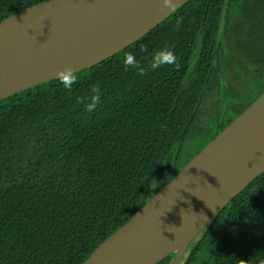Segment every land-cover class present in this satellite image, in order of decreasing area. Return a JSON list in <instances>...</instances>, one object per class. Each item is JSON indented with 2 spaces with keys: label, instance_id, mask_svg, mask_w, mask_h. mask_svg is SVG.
<instances>
[{
  "label": "trees",
  "instance_id": "trees-1",
  "mask_svg": "<svg viewBox=\"0 0 264 264\" xmlns=\"http://www.w3.org/2000/svg\"><path fill=\"white\" fill-rule=\"evenodd\" d=\"M45 1L0 0V22ZM247 2L189 0L76 73L71 91L51 80L0 100V264H82L264 91L263 9L249 13L258 50L240 68L243 81L256 78L234 86L221 67ZM163 48L177 63L153 68L151 54ZM126 53L142 61L145 75L125 69ZM96 85L103 95L89 114L80 100ZM180 264H264V172L199 233Z\"/></svg>",
  "mask_w": 264,
  "mask_h": 264
},
{
  "label": "water",
  "instance_id": "water-1",
  "mask_svg": "<svg viewBox=\"0 0 264 264\" xmlns=\"http://www.w3.org/2000/svg\"><path fill=\"white\" fill-rule=\"evenodd\" d=\"M162 0H48L0 22V100L108 59L166 20ZM264 172V91L82 264H180Z\"/></svg>",
  "mask_w": 264,
  "mask_h": 264
},
{
  "label": "clouds",
  "instance_id": "clouds-1",
  "mask_svg": "<svg viewBox=\"0 0 264 264\" xmlns=\"http://www.w3.org/2000/svg\"><path fill=\"white\" fill-rule=\"evenodd\" d=\"M178 0H162L161 11L168 9L170 11L174 10L177 5ZM182 21H177V27L180 26ZM142 52H147V48L142 47ZM151 63L153 68L161 67L165 64H176L177 57L175 53L168 49L163 48L157 50L151 54ZM126 70H135L139 75L143 76L146 74V69L142 65V61L139 60L134 53H126L123 61ZM57 77L60 84L64 89L71 91L73 86L78 82V76L72 68H65L57 72ZM103 92L99 85L93 86L90 89V95L87 97H82L80 103L84 107V111L89 114L94 113L101 103V97Z\"/></svg>",
  "mask_w": 264,
  "mask_h": 264
},
{
  "label": "rangeland",
  "instance_id": "rangeland-1",
  "mask_svg": "<svg viewBox=\"0 0 264 264\" xmlns=\"http://www.w3.org/2000/svg\"><path fill=\"white\" fill-rule=\"evenodd\" d=\"M253 21H256L255 18ZM242 30H243V25H242ZM239 39H235V40L231 39L228 42L227 47L225 49L223 48V50H222L227 55L228 58L223 63H221V67L227 68L230 70L232 80L231 79H228V80L231 82L230 84H233L234 86H238V85H240V83H241V85H246V84L252 82L256 78V75L252 74V75H250L249 78L244 79L246 81H243V79H241L242 78L241 74L244 72H241L240 69H237L239 66L237 63L242 64V63L246 62L247 61L245 59L246 55H247V57L248 56H254V52H256L257 51L256 49L258 48V43H256V40L258 39L257 35L254 34L252 36L253 42H245V41H242L243 40L242 38H241L242 40H239ZM230 50L233 52V54L230 53ZM242 59H244V61ZM229 60H231L232 62L229 65H227V67L223 66L224 63L228 64ZM234 71H236V74L237 73H239V74L236 76L233 75ZM203 112L208 114L209 108H205L203 110Z\"/></svg>",
  "mask_w": 264,
  "mask_h": 264
},
{
  "label": "flooded vegetation",
  "instance_id": "flooded-vegetation-1",
  "mask_svg": "<svg viewBox=\"0 0 264 264\" xmlns=\"http://www.w3.org/2000/svg\"><path fill=\"white\" fill-rule=\"evenodd\" d=\"M247 1H248L247 2L248 6L246 8V12H248V13L246 14V16H245L246 19L244 20V23L242 24L243 25V30H242V32H240V34L239 33L235 34V37H236V39L240 38L239 40L243 39L242 41H245V42H253L252 36L254 35V33H252V28H251V22L250 21L254 20V17H251L250 14L254 13L255 16H258L259 15L258 13H260V11H262V9L264 11V6L254 8L253 6H251V3H252L253 0H247ZM263 5H264V3H263ZM259 22H261V20ZM257 38H259V37H257ZM256 43H258L257 40H256ZM256 50H258V48ZM231 54H233L232 51H231ZM254 56H256V55H254ZM242 60L244 61V59H242ZM231 62L232 61H230V63ZM246 63L247 62H244L242 64L237 63L239 65L237 69H240L241 67H244V65H246ZM248 65L250 66L249 63H248Z\"/></svg>",
  "mask_w": 264,
  "mask_h": 264
}]
</instances>
